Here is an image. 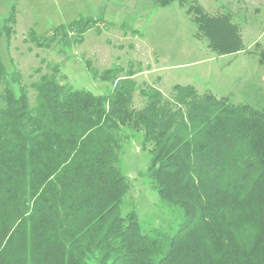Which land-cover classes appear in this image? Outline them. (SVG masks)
Returning <instances> with one entry per match:
<instances>
[{"label": "trees", "instance_id": "obj_1", "mask_svg": "<svg viewBox=\"0 0 264 264\" xmlns=\"http://www.w3.org/2000/svg\"><path fill=\"white\" fill-rule=\"evenodd\" d=\"M187 13L218 55L245 50L230 13L199 4ZM98 20L57 25L38 46L69 45L73 33L82 41ZM15 23L14 13L0 20V41ZM59 72L30 84L32 106L22 75L0 57V264H264V108L190 84L170 97L141 89L146 102L135 108L132 71L97 73L113 85L103 95L67 86ZM124 127L141 133L152 187L182 214L173 232L121 211L131 189Z\"/></svg>", "mask_w": 264, "mask_h": 264}, {"label": "rangeland", "instance_id": "obj_2", "mask_svg": "<svg viewBox=\"0 0 264 264\" xmlns=\"http://www.w3.org/2000/svg\"><path fill=\"white\" fill-rule=\"evenodd\" d=\"M174 0L160 6L156 0H0L2 22L15 14L10 41L3 36L0 57L9 73L17 70L29 86L35 105L36 91L30 84L58 66L62 83L73 89L108 94L112 83L97 73L110 68L132 71L136 82L133 107L146 102L141 89H159L170 97L176 84L194 85L200 92L227 96L234 104L264 108V0ZM201 5L211 14L230 13L241 27L245 50L218 55L199 38L198 26L187 9ZM80 18L99 19L69 45L57 39L50 47L38 40L57 25ZM66 78H63L64 76ZM14 90L17 85H11ZM0 86V93L3 90ZM120 166L131 183L121 211L135 210L147 230L173 232L182 222L181 212L160 199L146 175L149 149H143L141 133L127 127Z\"/></svg>", "mask_w": 264, "mask_h": 264}]
</instances>
